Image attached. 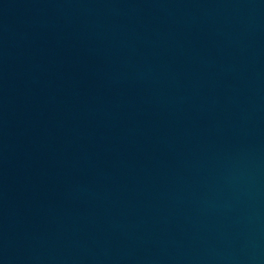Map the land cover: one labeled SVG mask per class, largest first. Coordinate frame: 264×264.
Segmentation results:
<instances>
[{
    "label": "water",
    "instance_id": "obj_1",
    "mask_svg": "<svg viewBox=\"0 0 264 264\" xmlns=\"http://www.w3.org/2000/svg\"><path fill=\"white\" fill-rule=\"evenodd\" d=\"M0 264H264V0H0Z\"/></svg>",
    "mask_w": 264,
    "mask_h": 264
}]
</instances>
